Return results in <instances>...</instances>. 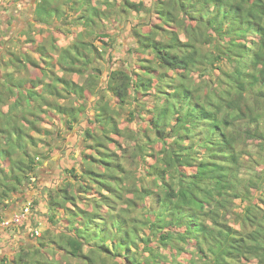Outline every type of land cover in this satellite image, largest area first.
I'll use <instances>...</instances> for the list:
<instances>
[{
	"label": "trees",
	"instance_id": "1",
	"mask_svg": "<svg viewBox=\"0 0 264 264\" xmlns=\"http://www.w3.org/2000/svg\"><path fill=\"white\" fill-rule=\"evenodd\" d=\"M33 9L16 29L0 15V222L41 186L31 180L44 169L37 158L52 156L60 132L45 118L79 130L86 148L46 185L49 226L36 246L0 264H264V0H38ZM64 20L85 28L67 46ZM120 36L135 44L123 67Z\"/></svg>",
	"mask_w": 264,
	"mask_h": 264
},
{
	"label": "rangeland",
	"instance_id": "2",
	"mask_svg": "<svg viewBox=\"0 0 264 264\" xmlns=\"http://www.w3.org/2000/svg\"><path fill=\"white\" fill-rule=\"evenodd\" d=\"M1 1V0H0ZM38 0H22L21 3H18L17 6L13 7H9L7 6V2L5 3V1L2 3L0 2V15L2 17H4L5 19H10V16L12 15L13 18L11 19L12 23L15 24L14 28L16 29L17 27H23V26H29L33 20V8L35 6V3ZM131 17L134 21H138V20H142V21H146L145 15L140 16L139 14L133 13L131 14ZM69 20V19H68ZM110 21H115V18H111ZM63 25L62 28L66 30V34L63 37H59L58 39V44L62 45V46H67L68 44H70L72 41H74L77 38V34L84 30L85 28L82 26V24H74V25H70V24H66V20L62 21ZM109 21L106 22L104 25V28H107V26L109 27ZM115 23V27H114V31L118 30V25ZM13 24V25H14ZM36 31L37 36H40L39 38H44V40L46 42H50L49 38H48V34H47V29L46 28H42L40 25L38 24H34L33 25ZM13 28V29H14ZM182 37L184 35H181ZM96 44L101 48H103L102 46H100L101 44V38H96ZM121 41H123L125 43V46H118L116 45V49L120 51V61L122 62V67L125 66L127 64V60L126 57L128 56L129 58V54L128 51L125 53V51L127 50V48L130 47V44H132L131 42L128 41V39H123L122 36H120ZM120 39L117 41V44L120 43ZM50 44V43H49ZM135 45V44H132ZM126 55V56H125ZM138 57H152V52L151 51H146L145 53L138 55L137 57L132 56V62L131 64L134 65L136 64L138 61ZM131 64L130 67H131ZM105 65L104 62L102 63V67L103 69H105ZM107 69V68H106ZM74 77L76 79H79L81 81H83V79H85V76H77L74 75ZM109 97V95H108ZM110 99V97H109ZM148 99V96H144V100ZM124 111L126 112V107L124 109ZM85 119V118H84ZM43 124L54 130L59 128L60 132L59 134L56 133V139L55 141H52L53 145V154L49 159H44L43 157L37 158V161H42V168L44 167V169H42V171H40L39 175L37 178H35V181L37 179V184L41 183V186H39V188H35L34 191L31 192V194L28 191V195L25 199H22L21 201H19L20 206H23L25 204H27V202L32 201L35 203V201L39 202V205H37L36 210H33V212L31 213V225L34 226L35 228H38L40 234L39 236H41L43 234V231H45L48 226V220L46 219V214H47V210L46 208L43 206V202H44V198H43V194L46 192V188L49 186L46 185H55L56 184L53 182L55 177L57 178V181L60 182L61 178L64 177V175H67L68 173L65 172L64 167H71L72 165H77V161L79 159V157L81 155L84 154L85 152V148H86V144H85V140L83 135L79 134V130L76 129H69L66 128L63 123L62 120L59 119H55V120H49L48 118H45V120L43 121ZM131 127H139V124L136 121H131L130 122ZM128 142H125L124 144V149L125 148H129L130 146L127 144ZM131 144V143H130ZM93 149H96L97 146L92 145ZM90 149V148H89ZM124 149H121L120 147H115L114 150L122 153ZM92 150V149H91ZM95 152H97L96 150H94ZM39 157V156H37ZM126 171H131V173H133L132 171L134 170L136 164H130V165H126ZM48 168V170H47ZM47 170V172H49V176L47 175V178H45L44 176V172ZM136 174V173H135ZM134 174V175H135ZM139 175V174H138ZM53 178V179H52ZM138 180V177H135ZM53 180V181H52ZM52 181V182H51ZM130 182H134L135 180H130ZM147 182V180H146ZM44 183V185L42 184ZM53 183V184H50ZM150 183V182H149ZM151 184V183H150ZM132 188L134 187L135 184H131ZM30 186H33L30 185ZM29 190V189H28ZM94 193H96L95 195L98 196L99 193L96 191H92L90 190V192L88 193V195H94ZM148 202L145 203H149V198H147ZM121 205V204H120ZM244 206V203H240L239 200L235 201V208H242ZM17 207V206H16ZM13 207L12 209H9L7 211V215L8 217L4 218L3 221L0 222V229H3L4 227H8L10 228L9 232L12 233L14 230H17L18 233L13 234L14 236H17V238H15V241H13V239L11 240H7L8 243L6 244V246L9 247V250L5 253H1L0 254V258L6 254L8 257H10V259L14 260L15 259V254L16 251L19 250V248L21 246H24L26 243L28 246H36V241L37 239L32 238L33 235L30 233V228L29 230H23V225L25 223H27L28 221V216L26 217V219L22 222V223H18L15 221V217L17 214H21L22 212L16 208ZM138 210H135V214L137 217H143V214L146 215V213H143V209L140 206L137 207ZM14 223V224H13ZM13 224V225H12ZM5 231V230H4ZM12 235V234H11ZM10 236V235H9ZM9 236L7 238H9ZM72 260V259H71Z\"/></svg>",
	"mask_w": 264,
	"mask_h": 264
},
{
	"label": "crops",
	"instance_id": "3",
	"mask_svg": "<svg viewBox=\"0 0 264 264\" xmlns=\"http://www.w3.org/2000/svg\"><path fill=\"white\" fill-rule=\"evenodd\" d=\"M31 193V192H30ZM14 224V223H13ZM12 224V225H13ZM10 228H6L4 227L3 229H0V254L3 252H7L9 250V247L6 246V244L8 243V239L11 240L13 239V241H15V238H17V236H14L13 234L18 233L17 230H14L12 233H10L9 230ZM5 230V231H4ZM12 234V235H11ZM10 235V236H9ZM9 236V238H7ZM27 245V243H26ZM10 259V257H8L6 254H4L1 258H0V262L1 261H5L7 262ZM12 260V259H10Z\"/></svg>",
	"mask_w": 264,
	"mask_h": 264
},
{
	"label": "built area",
	"instance_id": "4",
	"mask_svg": "<svg viewBox=\"0 0 264 264\" xmlns=\"http://www.w3.org/2000/svg\"><path fill=\"white\" fill-rule=\"evenodd\" d=\"M35 178L36 177H34V176L31 178L32 182L35 181ZM31 209H32V201H29V202H27V204H25L23 206L22 213L20 215L19 214L16 215L15 221L18 223H22L26 219L27 215L32 212ZM30 230H31L32 235H35V234L39 235L40 234L38 228L31 227Z\"/></svg>",
	"mask_w": 264,
	"mask_h": 264
},
{
	"label": "clouds",
	"instance_id": "5",
	"mask_svg": "<svg viewBox=\"0 0 264 264\" xmlns=\"http://www.w3.org/2000/svg\"><path fill=\"white\" fill-rule=\"evenodd\" d=\"M34 236V235H33Z\"/></svg>",
	"mask_w": 264,
	"mask_h": 264
}]
</instances>
